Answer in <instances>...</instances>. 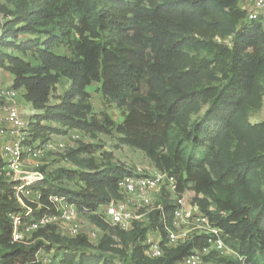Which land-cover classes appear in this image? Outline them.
I'll return each mask as SVG.
<instances>
[{"label": "trees", "instance_id": "obj_1", "mask_svg": "<svg viewBox=\"0 0 264 264\" xmlns=\"http://www.w3.org/2000/svg\"><path fill=\"white\" fill-rule=\"evenodd\" d=\"M247 15L240 0H0V70L39 111L29 119L28 144L44 143L47 131L114 130L124 145L173 177L179 194L194 192L193 203L223 231L236 258L212 252L206 263L264 264V121H250L263 105L264 24ZM16 53H31L37 64ZM63 77L69 88L49 105ZM93 83L122 112L121 124L94 118L87 91ZM94 149L84 145L67 156L80 163L79 156ZM82 164L81 172L60 171L85 185L74 193L46 180H8L0 152V264H180L210 245L202 236L165 246L170 201H164V217L153 211L148 223L130 231L106 224L96 213L120 198V181L134 173L93 159ZM21 188L75 203L103 230L99 244L86 236L64 238L52 228L36 233L45 241L32 246L13 242L9 214L21 212ZM153 232L163 239L164 255L157 259L144 252ZM57 245L61 254L54 260L39 258Z\"/></svg>", "mask_w": 264, "mask_h": 264}, {"label": "built area", "instance_id": "obj_2", "mask_svg": "<svg viewBox=\"0 0 264 264\" xmlns=\"http://www.w3.org/2000/svg\"><path fill=\"white\" fill-rule=\"evenodd\" d=\"M252 10L248 12V21L262 20L264 24V0H249ZM21 91L11 87H0V123L9 132H0V152L6 163V171L17 173L22 164L27 160L37 161L48 152L64 151V143L48 141L44 144L34 142L29 145L28 132L29 119L22 113L18 98ZM8 137L7 139H4ZM74 142L82 140V136L72 133ZM120 198L110 204L102 206L96 214L110 226H117L121 230L130 231L137 222L144 223L153 211H160L164 217V198L174 206L172 223L166 227L168 248L184 245L198 237L208 236L210 245L203 249H195L180 264H212L206 263L204 258L212 252L221 255L233 254L222 239L223 231L214 227L209 217L202 212L197 204L189 203L184 194L177 192L176 180L166 173L155 169L150 175L142 173L127 176L119 183ZM18 201L23 200L37 205L28 211L9 214L13 225V242L25 243L30 235L40 230L54 229L57 234L67 239H76L86 236L92 243H99L104 232L90 222L91 228L84 230L82 213L75 203L64 196L50 194L45 196L41 190L21 188L17 195ZM44 198L45 201L43 200ZM45 211L39 219L31 217L34 212ZM196 232V235L192 233ZM163 239H150L144 243L145 256L157 259L164 255Z\"/></svg>", "mask_w": 264, "mask_h": 264}, {"label": "rangeland", "instance_id": "obj_3", "mask_svg": "<svg viewBox=\"0 0 264 264\" xmlns=\"http://www.w3.org/2000/svg\"><path fill=\"white\" fill-rule=\"evenodd\" d=\"M249 0H240V7L247 12L252 10V6L248 4ZM17 55H22L16 53ZM25 56L26 59L33 61V64L36 65L37 62L32 58V54L29 53ZM13 83V76L9 74L5 69L0 70V87H11ZM69 88V80L65 77L61 79V84L58 86L57 91L50 98L49 105H55L60 102V98L63 97L66 91ZM100 83H93L88 88L87 91L91 94L92 103L94 106V118L100 122H104L107 116L111 117L117 124H121L124 120L122 112L114 104H109L104 100L102 92L100 90ZM18 101L21 103V113L26 118L29 119L31 116L38 114L39 111L35 110L32 105L27 103L23 99L22 91L19 94ZM250 121L253 124L261 123L264 121V97L263 105L259 110L254 111L251 114ZM52 127H60L55 123H50ZM65 129V128H63ZM66 130V129H65ZM9 132L6 130L5 126L0 123V132ZM82 136V140L74 142L71 138L72 133H77ZM30 135V133H29ZM51 141L53 143H64L66 148L64 151H54L48 152L42 157V159L33 161L27 159L21 166V169L17 173L7 172L5 173V178L8 180H18V181H43L46 180L54 185L56 188H63L74 193L81 192L85 185L81 183L78 179H69L66 176H61L60 171H70V172H81L84 171L83 161L93 159L98 165H104L106 163H114L122 165L132 171L134 174H145L150 175L155 171L154 164L151 160L141 151L134 148L124 145L120 141L118 134L111 130L110 133H89L86 131L72 130L62 133H49L47 131L45 142ZM42 143V141H37ZM29 143V142H28ZM42 143V144H44ZM93 145L95 147L94 154L83 153L79 156L80 163L76 162L74 159L68 158L67 154L74 150L79 149L84 145ZM185 197L189 203H193L195 193L188 190L185 193ZM166 198L164 200L166 201ZM20 203V202H19ZM35 205L28 203L23 200V204L20 203L21 211H28L32 209ZM37 206V205H35ZM99 210H103L102 207ZM81 219L83 221L84 230H89L91 228L90 218L88 214L82 213ZM145 223H148L146 221ZM196 235V232L192 233ZM150 239L158 238L159 234L153 232L150 235ZM38 240L45 241L43 238H38L36 233L30 235L28 240L23 243L26 246L34 245ZM95 243L93 245H98ZM58 245L54 246L51 252H41L39 258L43 262H49L50 259L54 260L55 257L59 256L61 252L58 250ZM222 258L235 259L236 256L233 254H225L221 256ZM215 264V263H214Z\"/></svg>", "mask_w": 264, "mask_h": 264}, {"label": "crops", "instance_id": "obj_4", "mask_svg": "<svg viewBox=\"0 0 264 264\" xmlns=\"http://www.w3.org/2000/svg\"><path fill=\"white\" fill-rule=\"evenodd\" d=\"M10 74V73H9ZM14 79V78H13ZM24 91H22V95H23ZM8 137H5L4 139H7Z\"/></svg>", "mask_w": 264, "mask_h": 264}]
</instances>
